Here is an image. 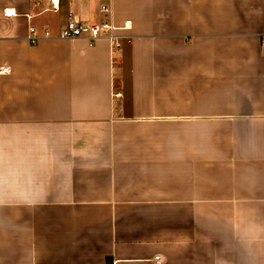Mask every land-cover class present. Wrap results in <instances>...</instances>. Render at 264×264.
Listing matches in <instances>:
<instances>
[{"label":"crops","instance_id":"crops-1","mask_svg":"<svg viewBox=\"0 0 264 264\" xmlns=\"http://www.w3.org/2000/svg\"><path fill=\"white\" fill-rule=\"evenodd\" d=\"M263 40L264 0H0V264H264Z\"/></svg>","mask_w":264,"mask_h":264},{"label":"built area","instance_id":"built-area-1","mask_svg":"<svg viewBox=\"0 0 264 264\" xmlns=\"http://www.w3.org/2000/svg\"><path fill=\"white\" fill-rule=\"evenodd\" d=\"M100 1L104 3L107 0ZM52 8L57 9L58 7L57 5L52 4ZM101 10L103 12H108V8L105 5H102ZM30 33L33 34L34 29H30ZM45 35L47 36L48 33L46 32ZM60 38L65 40L85 38L90 41V43H93L100 38H107L113 48H119V45L117 43V36L114 34V28L111 24L88 26L78 21L76 16L72 12L68 14V21L61 30ZM29 39L33 44L38 41L36 37H30ZM261 51L262 53H264V40L261 43Z\"/></svg>","mask_w":264,"mask_h":264}]
</instances>
